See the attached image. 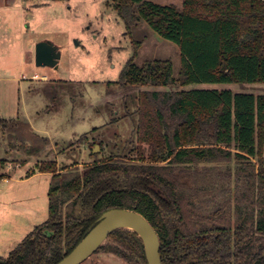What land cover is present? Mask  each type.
<instances>
[{
  "label": "trees",
  "instance_id": "obj_1",
  "mask_svg": "<svg viewBox=\"0 0 264 264\" xmlns=\"http://www.w3.org/2000/svg\"><path fill=\"white\" fill-rule=\"evenodd\" d=\"M114 5L128 32L144 19L179 46V77L171 60L137 66L135 43L136 52L114 83L122 89L149 87L133 96V135L115 143L109 159L82 170L58 169L55 161L37 164L52 174L48 218L7 257L0 256V264H56L113 208L135 210L151 223L163 264H264V93L169 89L264 83V1ZM5 133L30 142L29 154L49 143L22 118H0V136ZM109 238L117 245L97 250L148 264L135 231L119 228Z\"/></svg>",
  "mask_w": 264,
  "mask_h": 264
},
{
  "label": "rangeland",
  "instance_id": "obj_2",
  "mask_svg": "<svg viewBox=\"0 0 264 264\" xmlns=\"http://www.w3.org/2000/svg\"><path fill=\"white\" fill-rule=\"evenodd\" d=\"M40 41L58 47V67L36 65ZM136 42L140 43L137 66L154 59L171 60L178 79L179 46L144 19L128 32L114 0H0V118L25 119L49 139L38 153L29 154L30 142L22 144L8 133L0 136V166L6 160L12 164L9 182L0 186L1 257L48 218L52 176L32 175L38 172L36 164L55 161L58 169L82 170L109 159L114 144L133 135L137 117L133 96L149 87L122 89L114 83L136 52ZM169 89L263 94L264 83L176 84ZM125 105L132 114L126 115ZM18 163L21 168L15 167ZM5 169L0 167V173ZM17 177L23 181L16 182ZM103 244L117 245L111 238ZM80 264L130 263L102 249Z\"/></svg>",
  "mask_w": 264,
  "mask_h": 264
},
{
  "label": "water",
  "instance_id": "obj_3",
  "mask_svg": "<svg viewBox=\"0 0 264 264\" xmlns=\"http://www.w3.org/2000/svg\"><path fill=\"white\" fill-rule=\"evenodd\" d=\"M61 53L53 43L40 41L36 45L37 66L58 67ZM98 146L95 147L96 152ZM131 226L136 227L132 229ZM119 228L135 231L141 237L148 264H163L160 237L151 223L139 212L125 208H113L104 212L97 223L78 245L56 264H80L89 258L110 234Z\"/></svg>",
  "mask_w": 264,
  "mask_h": 264
},
{
  "label": "crops",
  "instance_id": "obj_4",
  "mask_svg": "<svg viewBox=\"0 0 264 264\" xmlns=\"http://www.w3.org/2000/svg\"><path fill=\"white\" fill-rule=\"evenodd\" d=\"M150 1H153V2H155V3H159V4H162V5H171V4H174V5H180V6H182L183 5V0H150ZM178 7V6H177ZM179 8V7H178ZM182 8V7H181ZM35 76V75H34ZM35 78H36V76H35ZM3 161H5V159H3ZM36 166H37V164H36ZM0 167H2V168H4V167H6V169H5V172L3 173H0V186H2V187H4V185L6 184V183H8L9 181V178H8V173H10L12 170L10 169V167H12V164L10 165V163L6 160L5 161V163L4 164H1V166ZM15 167L16 168H21L22 167V165L21 164H15ZM8 168V169H7ZM37 174H46V175H51L52 176V174L51 173H46V172H40L39 170H38V172H35V173H33L32 175H37ZM30 178V176H27L24 180H27V179H29ZM14 180L16 181V182H22L23 180H22V178H14Z\"/></svg>",
  "mask_w": 264,
  "mask_h": 264
},
{
  "label": "bare ground",
  "instance_id": "obj_5",
  "mask_svg": "<svg viewBox=\"0 0 264 264\" xmlns=\"http://www.w3.org/2000/svg\"><path fill=\"white\" fill-rule=\"evenodd\" d=\"M131 228H132V229H136V227H134V226H131Z\"/></svg>",
  "mask_w": 264,
  "mask_h": 264
},
{
  "label": "built area",
  "instance_id": "obj_6",
  "mask_svg": "<svg viewBox=\"0 0 264 264\" xmlns=\"http://www.w3.org/2000/svg\"><path fill=\"white\" fill-rule=\"evenodd\" d=\"M264 1V0H263Z\"/></svg>",
  "mask_w": 264,
  "mask_h": 264
}]
</instances>
